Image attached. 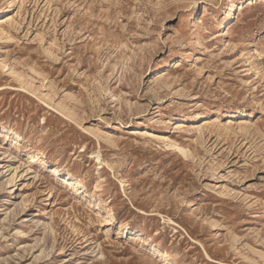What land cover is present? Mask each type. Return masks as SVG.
<instances>
[{
    "label": "rangeland",
    "instance_id": "obj_1",
    "mask_svg": "<svg viewBox=\"0 0 264 264\" xmlns=\"http://www.w3.org/2000/svg\"><path fill=\"white\" fill-rule=\"evenodd\" d=\"M0 264H264V0H0Z\"/></svg>",
    "mask_w": 264,
    "mask_h": 264
}]
</instances>
